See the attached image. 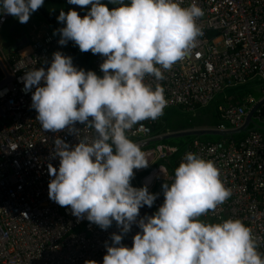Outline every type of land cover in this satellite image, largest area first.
<instances>
[{
    "label": "clouds",
    "instance_id": "9594fccd",
    "mask_svg": "<svg viewBox=\"0 0 264 264\" xmlns=\"http://www.w3.org/2000/svg\"><path fill=\"white\" fill-rule=\"evenodd\" d=\"M90 10L81 17L75 9L60 11L59 44L74 42L81 52L104 57L102 76L77 68L72 57L57 51L50 66L36 68L21 78L24 90L32 93L42 129L59 133L65 129L78 137L83 124L95 132L90 142L71 146L57 136L54 156L57 170L48 172L51 200L71 207L77 218H86L107 229L115 221L121 233L112 234L103 264H264L251 228L240 219L209 223L199 218L214 211L230 196L215 163L187 153L174 171L172 182L164 183V202L158 211L138 226L133 245L122 243L140 208L151 207L157 194L147 185L133 187L135 170L149 161L141 145L127 131L145 120H156L167 106L164 88L145 83L146 76L165 79L164 71L183 60L202 35L197 19L203 10L176 0H68ZM44 0H0L4 14L27 23ZM55 34V33H54ZM91 118V119H90Z\"/></svg>",
    "mask_w": 264,
    "mask_h": 264
},
{
    "label": "built area",
    "instance_id": "2783aa9c",
    "mask_svg": "<svg viewBox=\"0 0 264 264\" xmlns=\"http://www.w3.org/2000/svg\"><path fill=\"white\" fill-rule=\"evenodd\" d=\"M183 7L192 3L203 10L197 19L202 35L197 46L170 70L165 79L157 81L146 76L145 83L164 88L167 106H180L193 111L206 105L222 89L243 84L259 77L264 81V0H176ZM10 14H4L0 24ZM32 25L29 50L13 60L0 58L3 74L0 77V264H103L106 245L112 244V234L121 233L115 221L105 229L72 214L71 207H62L51 200L48 185L52 177L48 165L59 168L60 159L54 156L57 136L71 146L80 140L90 142L94 130L83 124L78 137L67 129L46 132L36 120L32 105L33 87L24 90V73L50 66L53 53L71 56L69 41L60 45L54 34L42 22ZM104 57L94 55L92 67L102 76L100 64ZM74 64V60L72 58ZM75 66V64H74ZM245 103L218 105L223 119L210 129L227 130L243 125L250 109L264 111V95L258 100L249 96ZM163 110V111H164ZM157 120V119H156ZM145 120L127 131L129 139L141 142L153 137L151 125ZM175 146L158 142L144 150L149 161L147 168L135 170L133 178L141 187L156 181L163 185L172 181L173 174L164 164L150 165L166 159ZM213 161L221 173L231 196L214 211L199 219L219 223L240 219L251 228L257 250L264 258V135L250 128L240 139L216 141L193 139L178 157L187 153ZM146 169L148 172L141 176ZM148 178V179H147ZM170 184V183H169ZM150 192V191H149ZM157 198L153 207L158 210L164 202L162 188L153 192Z\"/></svg>",
    "mask_w": 264,
    "mask_h": 264
},
{
    "label": "trees",
    "instance_id": "16d2710c",
    "mask_svg": "<svg viewBox=\"0 0 264 264\" xmlns=\"http://www.w3.org/2000/svg\"><path fill=\"white\" fill-rule=\"evenodd\" d=\"M124 2L128 3L130 2V0H124ZM70 9H72V6L68 3V0H44L43 6H41L35 12H38L41 15V19L46 21L49 27L50 26L53 27L55 33L59 34L58 30L64 27L65 24L62 22H59L57 20V17L59 16L61 10L67 13ZM88 11H83V12L86 13ZM69 47H70L72 58L74 60V64L77 68H82L81 64H82L83 58L84 59L90 58L91 62H90L89 70L94 71L92 67V60H93L94 54H92L91 51L81 52L79 47L75 45L74 42L72 41H69ZM17 56H18L17 51L10 50L9 57L11 60H13ZM243 86H244V83L226 87L222 89L221 91H219L206 105L197 106L196 107L197 109H201V114H197L198 117L197 115H195L194 118L186 117L185 115H183L185 113L184 112L185 110L180 106H171V107L166 108L163 111V115L160 116L151 125L153 136H156L158 134H166L165 132L167 131H169L167 133H174L171 136H176L177 131L193 129V127H196L202 124L207 125L209 127L217 126L220 122L223 121V119L220 117L219 110H218L219 104H223L225 106L231 105V104H241V103H245L248 106L250 105L249 103L252 104V102H249L248 100H246L245 97L248 95V91ZM250 128H255L264 135V111H261V113H259L255 109L252 110L251 117L248 121V124L246 125L245 129L242 131L233 132V133H219V132L214 131V128H212V130L210 129L208 130L207 128V129L198 130V132L179 134L181 136L184 135V137L180 139L178 142H176V144H173L175 145L176 149L166 159H161L157 163H164L163 160H165V162L167 161L169 163L168 166L169 167L172 166L171 169L173 171L171 170V172L174 177V171L180 165V163H178V157L193 139L198 138L200 140L216 141L220 139L222 140V139L233 138L237 140V139L242 138ZM212 132L216 133L215 135L217 138L210 137ZM206 133H209L208 137L203 136V134H206ZM166 138L159 140L157 142H154L153 145L158 142L172 144L169 141H166ZM147 147L148 146H145L143 148H147ZM171 182L172 181H170L169 183ZM131 184L133 187H135L132 180H131ZM157 211L158 210H155V213Z\"/></svg>",
    "mask_w": 264,
    "mask_h": 264
},
{
    "label": "rangeland",
    "instance_id": "374dc122",
    "mask_svg": "<svg viewBox=\"0 0 264 264\" xmlns=\"http://www.w3.org/2000/svg\"><path fill=\"white\" fill-rule=\"evenodd\" d=\"M102 2L104 4H106L110 9L112 7H114V5L112 3L109 2V0H102ZM91 5L85 6V7H80L82 11H88L90 10ZM42 21L41 19V15L38 12H33L30 16V19L27 23H24L23 25L19 22V20L13 16H9L5 22H3L2 24H0V58L4 60V57L6 56V53H8V51L10 50V47L14 45L15 43V34L17 32H20V30L23 31H28V25L31 23H35L39 25V28H42L40 26V22ZM31 28V27H30ZM49 29L55 33L53 27H49ZM58 34V33H56ZM4 55V57H3ZM90 58L87 59H82V68L85 71H88L90 68ZM3 71L2 68L0 66V77L2 76ZM244 88L247 89L248 91V95L245 97L246 100H248L249 96H251L254 101L258 100L260 97H262L264 95V81H262L259 77H254L250 80H248L247 82L244 83ZM251 105V103H249ZM249 105V106H250ZM205 108V107H204ZM185 113L183 115H185L186 117H190V118H194L195 115L197 114H201V109H196V110H191V111H184ZM198 117V115H197ZM194 128V127H193ZM169 132V131H167ZM209 133L203 134V136L208 137ZM215 132L211 133L212 138H217ZM184 137L177 134L176 136H169L166 138V141H169L172 144H176V142H178L180 139H182ZM202 138V136H201ZM204 138V137H203ZM148 148L152 147V143L148 144ZM142 147V146H141ZM147 158V157H146ZM163 164L165 165V167L171 171V167H169V163L165 160H163ZM151 166H156V164L154 165H150ZM173 171V170H172ZM145 173V172H144ZM133 182V181H132ZM134 184V183H133ZM155 208L153 206L148 207L147 205L143 206L140 208L141 214L144 216V218H147L148 216L154 215L155 214Z\"/></svg>",
    "mask_w": 264,
    "mask_h": 264
},
{
    "label": "crops",
    "instance_id": "0c3cea01",
    "mask_svg": "<svg viewBox=\"0 0 264 264\" xmlns=\"http://www.w3.org/2000/svg\"><path fill=\"white\" fill-rule=\"evenodd\" d=\"M42 22H46V21H44V20H42L40 23H42ZM47 23V22H46ZM23 25V24H22ZM32 25H35V26H39L38 24H35V23H31V24H29L28 25V31L26 32V31H23V30H20V32H17L16 34H15V43H14V45L13 46H11L10 47V50H12V51H17V52H19V53H22V52H26V51H28L29 50V41H30V36H32V33L30 32V27L32 26ZM47 26H48V28H49V25H48V23H47ZM26 32V33H25ZM10 50L8 51V53H6V58L8 57L9 58V53H10ZM210 129L209 128V126H207V125H204V124H202V125H199V126H196V127H194L193 129H200V130H202V129ZM165 133H167V132H165ZM158 135H160V134H158ZM131 140H133V139H131ZM138 144H140L142 147H141V149H142V151H144L146 148H143V147H145V146H148V144L149 143H144V141H141V142H137ZM150 143H152V145H153V143L154 142H150ZM168 144V143H167ZM170 145H173V144H170ZM173 146H175V145H173ZM148 147H150V146H148ZM147 147V148H148ZM148 160V159H147ZM159 160H157V161H155L154 163H152L151 165H154V164H159V163H157ZM163 164V163H162ZM148 170L149 169H146L143 173H140V175L141 176H144L147 172H148ZM168 170V169H167ZM169 171V170H168ZM170 173H172L171 171H169ZM148 179V178H147ZM132 181H133V183H134V186L135 187H137V188H139V187H141V183L140 184H136L135 182H134V180L132 179ZM167 183H169L168 181H167ZM160 188H162V184H161V182H154L152 185H151V187H150V192L151 193H153V192H155V191H158ZM139 212H140V215L144 218V216L141 214V211L139 210ZM146 219V218H145Z\"/></svg>",
    "mask_w": 264,
    "mask_h": 264
},
{
    "label": "water",
    "instance_id": "95a60500",
    "mask_svg": "<svg viewBox=\"0 0 264 264\" xmlns=\"http://www.w3.org/2000/svg\"><path fill=\"white\" fill-rule=\"evenodd\" d=\"M68 3H69V2H68ZM69 4H70V3H69ZM70 5L72 6V9H75L81 17H83V16L87 13V12L84 13V12L81 10L80 6H78V5H74V4H70ZM251 113H252V109H250V110L248 111V113H247V115H246L245 122L243 123V125L240 126V127H238V128L227 129V130L214 129V131L219 132V133H233V132L242 131V130L245 129L246 125L248 124V121H249V119H250V117H251ZM90 119H91V118H90ZM198 130H200V129H189V130L186 129V130H180V131H177L176 133H177V134H182V133H192V132H198ZM208 130H209V129H208ZM210 130H212V129H210ZM173 134H174V133H166V134L156 135V136H153L152 138H150V139H148V140H145L144 143L157 142V141L162 140V139H164V138H166V137H168V136H171V135H173ZM94 135H95V132H94ZM141 218H143V217L139 214V216L137 217V222H135V223L132 224V226H131V231H130V234H129L130 236L134 237L135 234H136L137 232L142 231V230L139 228V226H138V221H139ZM123 244L126 245V246H128V247L131 246V245L128 243L127 240H125V241L123 242Z\"/></svg>",
    "mask_w": 264,
    "mask_h": 264
},
{
    "label": "flooded vegetation",
    "instance_id": "af4514ba",
    "mask_svg": "<svg viewBox=\"0 0 264 264\" xmlns=\"http://www.w3.org/2000/svg\"><path fill=\"white\" fill-rule=\"evenodd\" d=\"M130 231H131V229H130ZM130 231H129L127 234H124V235H123L122 243H123L125 240H127L128 243L132 246V245H133V237L129 235V234H130ZM131 246H130V247H131Z\"/></svg>",
    "mask_w": 264,
    "mask_h": 264
}]
</instances>
